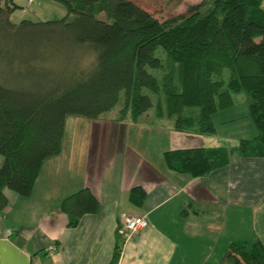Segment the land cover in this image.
Segmentation results:
<instances>
[{
    "label": "trees",
    "instance_id": "16d2710c",
    "mask_svg": "<svg viewBox=\"0 0 264 264\" xmlns=\"http://www.w3.org/2000/svg\"><path fill=\"white\" fill-rule=\"evenodd\" d=\"M51 1L64 7L61 19L14 24L16 5L0 0V211L5 190L29 196L43 163L61 152L67 116L98 119L121 94L117 120L137 122L153 106L148 91L155 118L202 136L214 135L213 115L244 95L256 136L232 149L164 152L171 171L198 178L227 165L232 153L264 157L263 0H201L162 22L131 0ZM144 197L140 187L130 193L134 204ZM59 208L75 228L100 203L84 187ZM122 245L117 233L110 264ZM222 264H264V246L232 242Z\"/></svg>",
    "mask_w": 264,
    "mask_h": 264
},
{
    "label": "crops",
    "instance_id": "0c3cea01",
    "mask_svg": "<svg viewBox=\"0 0 264 264\" xmlns=\"http://www.w3.org/2000/svg\"><path fill=\"white\" fill-rule=\"evenodd\" d=\"M234 106L215 119L223 125L249 114ZM101 118L86 119L102 123L88 135L76 125L67 131L65 123L61 152L43 163L31 194L5 193L11 206L0 212V264H110L118 228L132 216H142L146 225L123 243L116 264H222L232 242L258 239L264 246V157L232 153L227 165L193 178L169 170L163 153L223 147L219 134L211 140L214 136L178 132L172 118H154L150 125H143L142 117L137 122ZM252 125L235 137L233 148L256 136ZM127 135L131 159L124 158ZM133 147L151 161L134 165L144 158ZM84 187L100 211L70 228L60 203ZM136 187L145 193L139 205L130 200Z\"/></svg>",
    "mask_w": 264,
    "mask_h": 264
},
{
    "label": "rangeland",
    "instance_id": "374dc122",
    "mask_svg": "<svg viewBox=\"0 0 264 264\" xmlns=\"http://www.w3.org/2000/svg\"><path fill=\"white\" fill-rule=\"evenodd\" d=\"M131 1L138 4L142 9H144L154 18L162 22L166 19L175 17L176 15L185 13L188 6L199 3L201 0H131ZM14 3L16 7L10 16V21L14 24H18L19 22L23 20H29L33 22L57 20L65 16V13H66L64 7L61 4L53 2L51 0H37L36 4L29 5V6L27 5L28 0L27 1L26 0H14ZM223 74L226 79L228 76V72L224 70ZM144 93L148 94L151 97L153 106L145 114H143L141 120L144 119V121L142 120L143 125H150V122H147V121H152L155 118L154 117V104H155L156 99H155V96L149 93L148 91H144ZM243 102H245L243 94H236L233 96V103L235 104L234 108H236L237 110L243 111V108L244 110L247 109L246 103L243 104ZM122 106H123V97L121 94L117 104L111 110H109L104 115H102L101 119L104 120L105 118L112 119V118L118 117V112ZM75 120H78V122L73 123V121ZM81 120H83V122ZM88 120H91V119H88ZM166 120L169 121L171 119H166ZM220 121L221 120L215 119V114H214L213 122H214L217 133L211 136H207V138L214 136V138H212L211 140H214V139L217 140L220 137H217L216 135L219 134V136H221L220 140L222 141L220 142L221 143L220 145L223 147H227V148L228 147L233 148L234 146L232 145H233V141H235V137L239 136L243 132L246 133L249 130V124L250 125L253 124L249 114L246 115L245 112L244 114L243 112L241 113V119L238 120L237 122L234 121L235 123H227V124L222 125ZM65 123L67 126V131L71 132L72 130L75 129L73 125H76L80 127L79 131L85 132L87 135L90 134V132L94 131L96 126L102 125V123L100 124H98L99 122L91 123L87 121L86 118L84 119L82 117H76V116H67ZM160 123L161 121L156 122V124H160ZM129 125H132V123H130ZM133 148L135 152L137 151L136 152L137 154H139L140 156H143L144 158V160H134L133 161L134 165H136L135 162H138V161H141V163H143V161H147V163L148 161H151V158H152L151 156H150V159H148L146 154L138 150L139 148H135V147ZM130 150H132V145H130L129 137L127 135V140L125 143L124 158H126L127 155H129L130 159L131 157H133ZM1 161H2V157L0 156V164H1ZM152 161L155 162L154 160ZM5 193L8 194L9 196L10 195L17 196V194H15L14 192L10 190H5ZM10 206H11V200L9 204L7 205V207H10ZM2 215L3 214H1V216ZM2 218L5 219V217H2ZM9 221L10 223H12L14 221V218L9 216Z\"/></svg>",
    "mask_w": 264,
    "mask_h": 264
},
{
    "label": "built area",
    "instance_id": "2783aa9c",
    "mask_svg": "<svg viewBox=\"0 0 264 264\" xmlns=\"http://www.w3.org/2000/svg\"><path fill=\"white\" fill-rule=\"evenodd\" d=\"M34 0H28L27 4L33 3ZM146 222L142 216H132V217H125L121 225L118 228V234L121 236L123 243L126 240H129L132 234L137 231L138 229L144 227ZM51 249L54 250V247Z\"/></svg>",
    "mask_w": 264,
    "mask_h": 264
}]
</instances>
